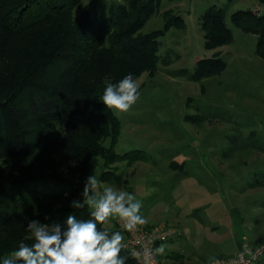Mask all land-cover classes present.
I'll return each instance as SVG.
<instances>
[{"label": "trees", "instance_id": "obj_1", "mask_svg": "<svg viewBox=\"0 0 264 264\" xmlns=\"http://www.w3.org/2000/svg\"><path fill=\"white\" fill-rule=\"evenodd\" d=\"M82 2L0 0V255L10 254L21 239L33 242L25 230L27 217L63 222L73 211L88 218L91 209H71L69 201L80 198L89 174L106 181L114 164L144 160L138 151L116 153L122 123L100 97L108 82L116 83L129 72L134 79L144 73L154 78L162 61L160 39L172 28L185 29L184 18L167 11L163 27L144 34L162 0L118 1L106 19L100 18L96 2L76 17ZM225 19V10L216 6L202 15L206 49L233 42ZM232 22L257 36L256 54L264 60V13L237 11ZM219 55L197 61L190 79L199 82L224 72L228 64ZM186 120L197 122L199 117ZM246 146L264 152V143L240 148ZM38 182L67 189L48 195L34 188ZM127 264L137 263L129 256Z\"/></svg>", "mask_w": 264, "mask_h": 264}, {"label": "rangeland", "instance_id": "obj_2", "mask_svg": "<svg viewBox=\"0 0 264 264\" xmlns=\"http://www.w3.org/2000/svg\"><path fill=\"white\" fill-rule=\"evenodd\" d=\"M118 1L83 0L75 16L96 2L100 18L106 19L110 6ZM212 6L225 10L234 40L208 50L201 17ZM246 10L261 14L264 4L257 0H162L142 33L161 29L167 11L181 15L185 29L172 28L160 39L162 61L157 75L150 78L144 73L137 78L143 87L136 103L126 112H114L122 123L116 153L140 150L137 155L152 165L132 175L131 188L126 187L142 201L146 224L168 222L184 231L183 236L165 243L169 248L175 245L183 252L229 249L238 221L264 212V187L253 188L256 181L264 183V152L252 146L240 148L244 143H264V60L255 52L257 36L232 22L235 12ZM216 54L226 60V70L192 81L197 61ZM192 115L199 121L186 120ZM177 151L187 164L175 188V183L165 185L159 166L169 164ZM126 174L129 178L124 171L118 175ZM34 188L48 195L67 189L52 182H38ZM103 225L110 231L120 230L116 217Z\"/></svg>", "mask_w": 264, "mask_h": 264}, {"label": "clouds", "instance_id": "obj_3", "mask_svg": "<svg viewBox=\"0 0 264 264\" xmlns=\"http://www.w3.org/2000/svg\"><path fill=\"white\" fill-rule=\"evenodd\" d=\"M140 96L139 85L131 72L116 83L108 82L100 101L114 112H126ZM103 185V187H102ZM91 209L88 218H78L72 211L61 222L46 216L27 217L25 230L31 233L33 242L23 239L8 255H0V264H127L129 256L143 257L150 264L154 255H163L167 245L161 243L143 252L132 249L122 254L125 248V231H110L103 223L115 216L123 222V228L131 232L147 223L142 214L143 203L133 192L113 183H106L98 174H89L84 180L80 198L69 201L71 209ZM210 264H221L211 258Z\"/></svg>", "mask_w": 264, "mask_h": 264}, {"label": "crops", "instance_id": "obj_4", "mask_svg": "<svg viewBox=\"0 0 264 264\" xmlns=\"http://www.w3.org/2000/svg\"><path fill=\"white\" fill-rule=\"evenodd\" d=\"M203 37H204V34H203ZM134 151H140V150H134ZM175 154L176 156L172 158L171 162L180 161L181 164L178 166L176 164L175 165L170 164L171 162L169 164L163 163L161 166H159V170L163 171L161 173L165 181V185L173 186V184L175 183L174 187L177 188L179 185L178 181H180L181 179L180 178V174L182 173L181 171H184L185 165L187 163L183 159L180 151H177ZM120 163L121 164L118 163L117 165H115L114 169H112L113 173L104 182L117 184L118 186L123 187L127 191H129L126 188L127 185L131 188L132 175H134L136 172L138 173L137 175H139L141 170L146 172L148 170L147 166L151 165V164L149 165L146 162L145 158L144 160H139L135 162L131 166H129L127 162H120ZM122 171L130 174V177L127 178V174H126L123 178L122 177L120 178L118 174L121 173ZM114 217L115 216H113V218ZM233 224L234 225L236 224L234 220H233ZM146 225H152V224L148 223ZM238 226H239L238 228L236 227V230L238 231L237 232L234 231L232 235V239H231L232 242L229 245V249H226L228 248L226 246L225 248L221 247L220 250H210L208 248H205V250L197 249L195 251L183 252L180 250V247H177L174 245L173 248L167 247L165 254L160 255V256L163 258L165 262H168V263L190 264L193 262L196 264H200L201 262L203 263V262L209 261L211 260V258H214V257L219 258V257L235 255L240 250L243 243L247 242L250 244H254L257 241L264 238V212H262L260 216H256V217L248 216L245 219L243 218L239 220Z\"/></svg>", "mask_w": 264, "mask_h": 264}, {"label": "built area", "instance_id": "obj_5", "mask_svg": "<svg viewBox=\"0 0 264 264\" xmlns=\"http://www.w3.org/2000/svg\"><path fill=\"white\" fill-rule=\"evenodd\" d=\"M117 225L120 231H125V250L130 252L137 249L141 252L151 250L161 243H167L178 236H182L184 231L181 227L171 225L168 222L155 223L152 225H140L137 229L128 232L123 228V222L116 217ZM154 260L150 264H178L162 262L158 259L157 254L153 253ZM137 264H144L143 257H132ZM221 264H264V241L259 243H243L240 250L232 256L217 258ZM200 264H210L209 262Z\"/></svg>", "mask_w": 264, "mask_h": 264}]
</instances>
